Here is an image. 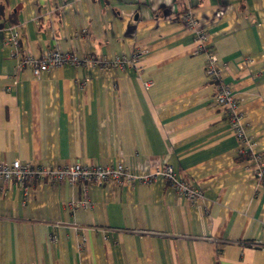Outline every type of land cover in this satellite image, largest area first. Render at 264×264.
<instances>
[{
	"label": "crops",
	"instance_id": "crops-1",
	"mask_svg": "<svg viewBox=\"0 0 264 264\" xmlns=\"http://www.w3.org/2000/svg\"><path fill=\"white\" fill-rule=\"evenodd\" d=\"M1 1V161L123 163L136 174L172 163L203 195L181 196L163 175L0 183V264H264V184L182 19L189 11L208 31L264 157V0ZM8 23L34 55L126 60L35 75L4 42Z\"/></svg>",
	"mask_w": 264,
	"mask_h": 264
},
{
	"label": "built area",
	"instance_id": "built-area-1",
	"mask_svg": "<svg viewBox=\"0 0 264 264\" xmlns=\"http://www.w3.org/2000/svg\"><path fill=\"white\" fill-rule=\"evenodd\" d=\"M182 19L195 32L196 50H205L207 52L206 69L208 78L215 85L214 102L222 108L224 115L228 117L229 124L239 140L238 153L251 156L256 167V177L260 184H264L263 154L252 150L253 142L246 132L245 119L239 110L238 98L223 77L224 64L219 60L216 51L208 48V31L199 24V21L189 11L182 13ZM2 30L4 42L12 47V54L20 55L19 65L30 68L35 75L66 64L83 66L101 64L102 66H109L122 64L126 60V57L108 60L92 52H87L80 56L56 47L48 49L41 55H34L25 52L26 45L23 43L19 30L14 24L8 23ZM150 83L151 81L146 82L147 85ZM159 175H163L167 181L176 187L181 196L194 199L203 195L202 188L198 184L187 183L172 163L162 167H155L147 173L136 174L129 171L123 163L115 165L103 163L88 164L78 159L64 165L54 166L25 161L20 158H15L11 162L0 160L1 185L12 182L23 186L25 189H28L35 181L46 177L54 181L68 178L71 182L81 181L84 183L103 184L107 181H117L118 183L141 181L150 183ZM85 189L87 190L86 185Z\"/></svg>",
	"mask_w": 264,
	"mask_h": 264
},
{
	"label": "trees",
	"instance_id": "trees-1",
	"mask_svg": "<svg viewBox=\"0 0 264 264\" xmlns=\"http://www.w3.org/2000/svg\"><path fill=\"white\" fill-rule=\"evenodd\" d=\"M3 1L0 2V11L3 9Z\"/></svg>",
	"mask_w": 264,
	"mask_h": 264
}]
</instances>
